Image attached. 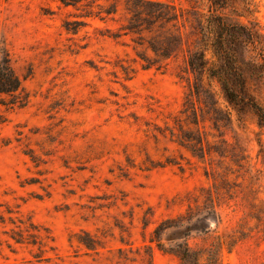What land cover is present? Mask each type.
Returning a JSON list of instances; mask_svg holds the SVG:
<instances>
[{"label": "rangeland", "instance_id": "obj_1", "mask_svg": "<svg viewBox=\"0 0 264 264\" xmlns=\"http://www.w3.org/2000/svg\"><path fill=\"white\" fill-rule=\"evenodd\" d=\"M208 5L0 0V264H264V127L185 62Z\"/></svg>", "mask_w": 264, "mask_h": 264}, {"label": "trees", "instance_id": "obj_2", "mask_svg": "<svg viewBox=\"0 0 264 264\" xmlns=\"http://www.w3.org/2000/svg\"><path fill=\"white\" fill-rule=\"evenodd\" d=\"M208 1V14L199 27L200 43L187 55L185 62L192 71L206 72L216 78L226 101L236 110L243 107L251 110L257 125L264 127V106L255 94L264 84V32L258 22L250 18L253 10L247 0ZM161 5L174 8L170 4ZM227 11L235 12L236 17L252 20L248 24L230 20ZM7 70H0L2 86L11 84L5 73ZM7 91L4 87L0 88V92ZM179 257L182 260L192 258V264H218L211 256L207 262L200 263L196 255L189 251L180 253Z\"/></svg>", "mask_w": 264, "mask_h": 264}]
</instances>
